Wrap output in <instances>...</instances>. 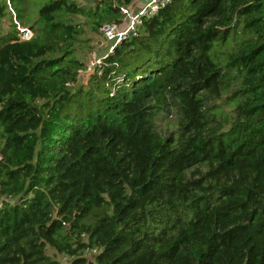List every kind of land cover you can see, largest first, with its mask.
Returning <instances> with one entry per match:
<instances>
[{"label":"trees","instance_id":"trees-1","mask_svg":"<svg viewBox=\"0 0 264 264\" xmlns=\"http://www.w3.org/2000/svg\"><path fill=\"white\" fill-rule=\"evenodd\" d=\"M6 1L0 264H264V0H169L77 89L84 27L134 0H49L28 41Z\"/></svg>","mask_w":264,"mask_h":264},{"label":"rangeland","instance_id":"rangeland-1","mask_svg":"<svg viewBox=\"0 0 264 264\" xmlns=\"http://www.w3.org/2000/svg\"><path fill=\"white\" fill-rule=\"evenodd\" d=\"M16 3L20 4L22 6L21 13L23 15L22 20L24 21L21 24L16 25V28L18 32H20V28H28L29 24H32L38 20V12L41 7H43L46 3L49 2V0H14ZM75 3H77L80 7L85 8L86 10L93 9L97 2L99 0H71ZM150 0H134V2L129 6L130 9L137 10L143 6L146 5V3ZM8 5V11L12 16L13 23H16L15 14L12 11L10 5L8 4V0L6 1ZM74 21L78 23H86L87 20H84L81 17L72 18ZM3 27L5 29L8 28V18L3 19L2 21ZM86 30V34L82 37L83 40L86 42L88 41L89 47H83V50H80L78 52L77 58L80 59L83 62V69L79 72V77L77 82L74 84L73 89H77L80 86L86 87L87 82L90 78V74L93 72L86 71V67L90 64V55L92 53L102 56L107 51V46L104 41V39L101 37L100 32L98 31V34H90L89 30L84 27ZM21 36V33H19ZM90 40V41H89ZM89 48V49H88ZM222 105V110L224 111V114L228 117V120L231 118V107L229 105H224V101H213L210 103V107L213 106H219ZM179 119V111L177 106H170L167 108V112L164 113V115H160L158 119H156L155 124L157 127V131L159 133L163 134H170L175 130V126ZM219 122L220 124H223V121L221 118H216L214 125ZM47 253L54 257L56 260L60 262V264H69V259L65 256H59L54 255V253L48 249ZM94 256L95 254L93 252L86 253V257L88 259V264H94Z\"/></svg>","mask_w":264,"mask_h":264},{"label":"built area","instance_id":"built-area-1","mask_svg":"<svg viewBox=\"0 0 264 264\" xmlns=\"http://www.w3.org/2000/svg\"><path fill=\"white\" fill-rule=\"evenodd\" d=\"M169 0H150L145 6L133 10L129 7L120 8L121 17L118 23H104L100 26L99 32L101 37L104 39L107 51L105 55L112 54L117 45H119L123 40L130 37L135 38L138 36L139 28L143 23L145 17L155 14L160 7L165 6ZM21 36L20 39L28 41L32 38L33 33L28 28H20ZM103 56L96 55L92 53L90 55V64L86 67V71L100 74L103 65ZM91 73V74H92ZM1 159V158H0ZM95 253V251H85L86 253Z\"/></svg>","mask_w":264,"mask_h":264},{"label":"water","instance_id":"water-1","mask_svg":"<svg viewBox=\"0 0 264 264\" xmlns=\"http://www.w3.org/2000/svg\"><path fill=\"white\" fill-rule=\"evenodd\" d=\"M52 219H53V220L55 219V214H53Z\"/></svg>","mask_w":264,"mask_h":264}]
</instances>
